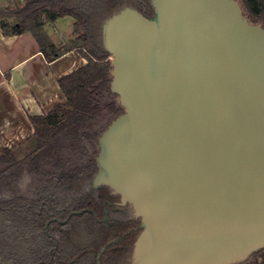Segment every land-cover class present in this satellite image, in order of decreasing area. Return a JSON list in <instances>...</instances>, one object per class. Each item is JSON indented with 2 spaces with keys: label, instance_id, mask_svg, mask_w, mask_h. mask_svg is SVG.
<instances>
[{
  "label": "water",
  "instance_id": "1",
  "mask_svg": "<svg viewBox=\"0 0 264 264\" xmlns=\"http://www.w3.org/2000/svg\"><path fill=\"white\" fill-rule=\"evenodd\" d=\"M152 5L103 24L125 112L93 186L140 220L133 264L245 262L264 249V27L237 0Z\"/></svg>",
  "mask_w": 264,
  "mask_h": 264
},
{
  "label": "trees",
  "instance_id": "2",
  "mask_svg": "<svg viewBox=\"0 0 264 264\" xmlns=\"http://www.w3.org/2000/svg\"><path fill=\"white\" fill-rule=\"evenodd\" d=\"M26 1L14 13L17 21L0 22L3 33H32L48 63L78 51L87 64L58 80L60 101L47 113L29 117L33 132L25 142L13 147L0 143V164L11 167L19 165L21 148L33 147L28 165L41 175L38 185L26 193L18 185L19 173L0 175L10 195L0 199V264H133L141 223L129 205H119L120 196L109 187L93 186L99 150L73 168L64 150L66 142L74 149L81 140L99 146L111 123L98 131L95 120L107 113L114 121L125 112L112 91L113 67L103 43V24L125 7L152 16V0ZM242 3L249 21L264 27V0ZM69 15L77 18L78 36L58 49L48 43L45 22ZM239 264H264V249Z\"/></svg>",
  "mask_w": 264,
  "mask_h": 264
},
{
  "label": "crops",
  "instance_id": "3",
  "mask_svg": "<svg viewBox=\"0 0 264 264\" xmlns=\"http://www.w3.org/2000/svg\"><path fill=\"white\" fill-rule=\"evenodd\" d=\"M84 65L72 53L48 63L32 33L6 36L0 27V143L25 142L33 132L29 117L50 111L60 101L58 80Z\"/></svg>",
  "mask_w": 264,
  "mask_h": 264
},
{
  "label": "rangeland",
  "instance_id": "4",
  "mask_svg": "<svg viewBox=\"0 0 264 264\" xmlns=\"http://www.w3.org/2000/svg\"><path fill=\"white\" fill-rule=\"evenodd\" d=\"M237 2L243 8L242 0H237ZM26 5V0H0V22H7L11 24L17 21L14 13ZM76 22L77 18L70 15L60 18L55 22L46 21L44 26V34L47 36L48 43L55 45V47L58 49L69 45L70 42L78 36V33L75 34ZM71 53L73 57L80 58L81 62L87 64V60L85 58V60L82 59L83 57L78 51ZM78 65L79 64L75 66ZM112 121V116H109L107 113H105L104 116L95 120L96 130L99 131L105 128L107 125L112 123ZM32 148L33 147L28 148L24 146L18 151V166L11 167L8 164H0V175L4 172L7 174L19 173L21 175L18 185L22 193H26L29 191V189L37 186L41 176L40 173L31 171L28 165L27 156ZM98 150L99 146L96 143L88 142L87 140L79 141L74 149L71 148L69 142H66L64 156L69 167H79L86 163ZM50 170L55 171L56 169L52 167ZM9 196L10 195L6 191L3 182L0 180V199L8 198Z\"/></svg>",
  "mask_w": 264,
  "mask_h": 264
}]
</instances>
